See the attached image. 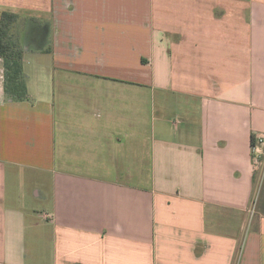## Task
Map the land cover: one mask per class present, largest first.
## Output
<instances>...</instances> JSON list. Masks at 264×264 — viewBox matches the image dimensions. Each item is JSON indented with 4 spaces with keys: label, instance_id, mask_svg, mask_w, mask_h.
I'll use <instances>...</instances> for the list:
<instances>
[{
    "label": "crops",
    "instance_id": "obj_1",
    "mask_svg": "<svg viewBox=\"0 0 264 264\" xmlns=\"http://www.w3.org/2000/svg\"><path fill=\"white\" fill-rule=\"evenodd\" d=\"M3 13L27 98L0 59V264H264V0Z\"/></svg>",
    "mask_w": 264,
    "mask_h": 264
},
{
    "label": "trees",
    "instance_id": "obj_2",
    "mask_svg": "<svg viewBox=\"0 0 264 264\" xmlns=\"http://www.w3.org/2000/svg\"><path fill=\"white\" fill-rule=\"evenodd\" d=\"M15 16L3 13L0 18V59L2 60L4 93L14 102L27 98L26 77L23 70L22 51L9 37L8 29Z\"/></svg>",
    "mask_w": 264,
    "mask_h": 264
},
{
    "label": "built area",
    "instance_id": "obj_3",
    "mask_svg": "<svg viewBox=\"0 0 264 264\" xmlns=\"http://www.w3.org/2000/svg\"><path fill=\"white\" fill-rule=\"evenodd\" d=\"M252 163L254 168L264 164V134H256L251 145Z\"/></svg>",
    "mask_w": 264,
    "mask_h": 264
},
{
    "label": "rangeland",
    "instance_id": "obj_4",
    "mask_svg": "<svg viewBox=\"0 0 264 264\" xmlns=\"http://www.w3.org/2000/svg\"><path fill=\"white\" fill-rule=\"evenodd\" d=\"M27 41H29V43L31 44L33 40L29 39V40H27Z\"/></svg>",
    "mask_w": 264,
    "mask_h": 264
}]
</instances>
